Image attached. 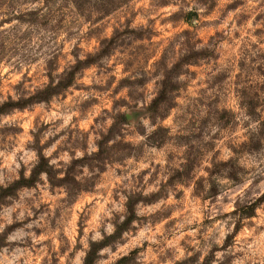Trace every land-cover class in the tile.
Listing matches in <instances>:
<instances>
[{"label": "clouds", "instance_id": "clouds-1", "mask_svg": "<svg viewBox=\"0 0 264 264\" xmlns=\"http://www.w3.org/2000/svg\"><path fill=\"white\" fill-rule=\"evenodd\" d=\"M234 3L0 0V264H264V0Z\"/></svg>", "mask_w": 264, "mask_h": 264}, {"label": "rangeland", "instance_id": "rangeland-1", "mask_svg": "<svg viewBox=\"0 0 264 264\" xmlns=\"http://www.w3.org/2000/svg\"><path fill=\"white\" fill-rule=\"evenodd\" d=\"M242 2H243V0H235V3L228 5V7H230V8L231 7H234L235 4H239V3H242ZM191 14L192 15L189 16L190 18L193 17V15H196L195 13H191ZM262 17H264V13H261L260 16L257 17V19L259 20ZM245 19H246V16L245 15H242L239 18V20H238V25L239 24H243V22H244ZM126 22H127L126 20H121L120 21L121 24H124ZM205 23H218V21H215V20L214 21H205ZM117 31H119V29H117ZM184 31L185 32H188L187 29H185ZM260 33H264V26H261V28L257 29V34H260ZM220 34L221 33H219V32L211 33V34L208 35V39L209 40L210 39H214L216 36H218ZM195 35H196V42H203V40H204V37L203 36H201L199 33H196ZM235 35H236L237 38H239L240 33H236ZM166 40H167V38H163L161 41H159V43L161 44V46L163 48H166L167 47ZM144 56H145V53L144 52H138V53H136L135 54V61H138L139 62V65H143V63H144ZM240 64H241V66H243V61H240ZM134 66H136V65H134ZM200 70L201 69L199 67H197V68L193 69L192 71H193L194 75H198L199 72H200ZM9 83H10V81H9ZM3 85H4V82L3 81H0V86H3ZM118 86L119 85H117V87ZM256 86L257 85H255V84H251L250 85L251 88H255ZM260 87L262 89H264V85H260ZM255 95H258V93H256ZM250 103L255 104L256 103L255 99L254 98L253 99H250ZM123 264H127V262L125 261V262H123Z\"/></svg>", "mask_w": 264, "mask_h": 264}, {"label": "trees", "instance_id": "trees-1", "mask_svg": "<svg viewBox=\"0 0 264 264\" xmlns=\"http://www.w3.org/2000/svg\"><path fill=\"white\" fill-rule=\"evenodd\" d=\"M192 14L190 13L189 16H191ZM196 15H193V17H195Z\"/></svg>", "mask_w": 264, "mask_h": 264}]
</instances>
